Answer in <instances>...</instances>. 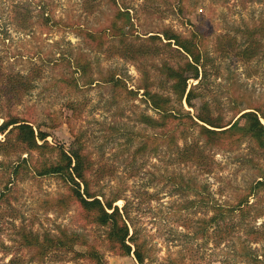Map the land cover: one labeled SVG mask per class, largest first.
<instances>
[{
	"label": "rangeland",
	"instance_id": "rangeland-1",
	"mask_svg": "<svg viewBox=\"0 0 264 264\" xmlns=\"http://www.w3.org/2000/svg\"><path fill=\"white\" fill-rule=\"evenodd\" d=\"M127 7L133 16L128 42L134 50L126 52L130 57L121 49L117 52L116 44L122 47L118 38L98 34L115 20L118 9ZM26 8L30 15L23 27L18 17ZM263 21L264 0H0V123L10 114L25 118L48 131L49 142L67 149L73 132L81 135L94 168L93 190L107 197L118 195L116 204L126 205L131 229L137 228L152 248L153 260L148 264H223L226 259L247 264L238 257L241 242L264 259V186L250 197L244 215L237 212L229 217V237L217 242L221 239L212 235L216 226L210 230L212 236L196 233L201 218L212 211L190 207L195 191L177 183L180 176H194L196 190L210 192L214 203L235 204L264 178V151L249 140L235 149L207 147L196 128L188 142L202 147L203 159H192L186 150L178 151L167 142L154 150L157 132L142 121V115L158 114L140 88L150 85L155 92L169 93L163 60L172 65L185 62L161 41L148 40L150 35L171 28L187 37L200 29L210 58L201 86L203 98L226 122L242 108H264V40L257 51H250L251 41L243 34ZM88 30L94 38L86 36ZM80 55L91 62L85 74L75 69ZM113 75L122 78L125 86L106 81ZM90 78L93 83L84 85ZM195 102L200 104L201 99ZM185 108L189 109L186 104ZM5 138L0 132V140ZM145 140L150 144L147 149L142 148ZM179 145L184 141L179 140ZM7 148H0V264H10L11 259L13 264H95L58 251L40 260L33 250L14 243L22 228L52 234L62 229L79 232L97 245L104 264H139L133 254L107 247L105 228L85 218L58 176L33 177L24 172L17 186H10L11 193L1 195L9 189L16 159L2 155ZM61 196L66 203L57 200ZM1 242L14 244L12 250L7 253ZM77 250L85 251L86 246Z\"/></svg>",
	"mask_w": 264,
	"mask_h": 264
},
{
	"label": "trees",
	"instance_id": "trees-1",
	"mask_svg": "<svg viewBox=\"0 0 264 264\" xmlns=\"http://www.w3.org/2000/svg\"><path fill=\"white\" fill-rule=\"evenodd\" d=\"M124 9H118L115 20L98 34L107 32L111 37L118 38L122 47L120 48L116 44L117 52L121 49V54L127 55L126 52L134 50L131 47L132 43L128 42V37L133 35L130 32L133 28V16L128 7ZM29 15V8L19 15L18 19L23 20V27L27 25ZM46 22H49V18H46ZM243 34L246 35L247 41H251L249 50L257 51L260 40H264V21L253 25L252 28L247 27L243 30ZM203 35L204 32L199 29L191 32L190 36L184 37L171 28H165L148 38V40L161 41L164 47L179 53L185 61L183 64L172 65L167 59L163 60L162 73L170 82L169 93L155 92L150 85L140 87L144 89L147 101L158 114V117L142 115V121L157 132L155 141L152 140L153 143L156 142L154 150L167 142L169 145L178 147V151L186 150L192 159H203L204 150L202 147L196 146L197 142H188L192 129L196 128L198 129V138L203 140L207 147L235 149L242 142L249 140L258 149L264 151L263 107L242 108L226 122L224 115L219 113L210 101L203 98L201 86L207 78V66L210 60L203 48ZM86 36L94 38L95 33L88 30ZM127 57L130 56L127 55ZM246 57H251V53H247ZM75 64V69L82 74L87 73L91 67V62L85 60L84 55H80ZM20 78L28 79L26 76ZM93 80L90 78L84 85L92 84ZM190 80H195L197 83L191 84ZM106 81L113 82L114 86L119 83L125 86L124 80L116 75L110 76ZM130 91L132 92V90ZM197 98L201 99L200 104L195 102ZM185 104L189 109L185 108ZM0 132L6 135L4 141L0 140V148L8 147L10 149L7 150L8 152L5 150L2 155L16 156L9 174L10 179L7 182L9 189L2 192L1 195L5 197L7 195L5 193H11L10 186H17L18 181H21L20 175L24 172L33 177L58 176L69 186L71 196L79 204L85 218L91 223L105 228L106 245L110 250L122 255L133 254L139 264H148L153 260V251L149 240L142 236L137 228L131 229L126 205L120 207L116 204L120 197L118 195L107 197L103 192L93 190L91 173L94 168L85 151L81 135L73 132L74 140L70 144V148L67 149L62 143L52 144L49 142L47 138L51 134L41 129V126H35L30 120L17 115L11 116V114L5 116L4 121L0 123ZM179 140L184 141L182 147L179 145ZM149 145L145 140L142 148L147 149ZM35 152L38 153L37 159L34 158ZM24 153L28 155L23 156ZM1 164L3 165V162ZM263 179L251 186L247 194L239 197L237 203L224 205L214 203L210 192L202 190L201 193L200 190H196L197 184L194 176H190L188 179L180 176L177 182L178 187L195 191L194 193L197 195L196 198L189 200L190 207L205 206L212 211V215L201 218L197 235H211L210 230L216 226L212 235L216 239H221L217 242L226 241L230 233V224L227 220L237 212L243 215L247 212L251 205L250 197L256 193V189L264 186ZM57 200L66 203L62 196ZM16 235L14 243L16 242L20 248L33 250L35 256L40 260H43L50 252L58 251L72 253L76 259L88 258L95 264H104L103 255L97 245L79 232L62 229L60 234H52L49 231L41 233L22 228L16 232ZM1 244L7 253L12 250L14 245H7L4 242ZM77 246H86V250L78 251ZM238 255L240 260L247 264H264V259L259 258L245 242H241ZM14 262V259L10 260V264ZM223 264H231V261L226 259Z\"/></svg>",
	"mask_w": 264,
	"mask_h": 264
}]
</instances>
